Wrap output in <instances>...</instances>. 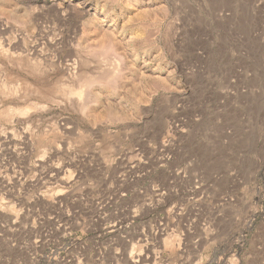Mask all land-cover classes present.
<instances>
[{"label": "rangeland", "instance_id": "obj_1", "mask_svg": "<svg viewBox=\"0 0 264 264\" xmlns=\"http://www.w3.org/2000/svg\"><path fill=\"white\" fill-rule=\"evenodd\" d=\"M0 264H264V0H0Z\"/></svg>", "mask_w": 264, "mask_h": 264}, {"label": "bare ground", "instance_id": "obj_2", "mask_svg": "<svg viewBox=\"0 0 264 264\" xmlns=\"http://www.w3.org/2000/svg\"><path fill=\"white\" fill-rule=\"evenodd\" d=\"M71 89H72V88H71ZM66 92L69 93V95L71 94V93L68 92V91H66ZM71 92L74 93V94H76V95H78V96H80V95L82 94L81 91H79V90H76V91H75V89H74V90L72 89ZM67 95H68V94H67ZM73 96H74V95H73Z\"/></svg>", "mask_w": 264, "mask_h": 264}]
</instances>
